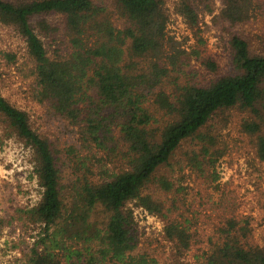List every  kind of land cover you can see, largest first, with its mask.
I'll list each match as a JSON object with an SVG mask.
<instances>
[{
    "label": "trees",
    "instance_id": "trees-1",
    "mask_svg": "<svg viewBox=\"0 0 264 264\" xmlns=\"http://www.w3.org/2000/svg\"><path fill=\"white\" fill-rule=\"evenodd\" d=\"M113 1L111 19L94 0H0V22L23 36L32 59L31 100L46 113L38 124L0 88V141L12 137L28 148L41 189L28 214L48 233L49 242L34 245L25 264L131 263L137 244L131 203L162 217L171 264H182L190 252L201 264H264V243L254 239L248 218L214 221L192 210L189 185L157 175L185 142L196 140L185 166L219 194L206 197L221 211L217 218L230 211L216 171L224 154L213 132L220 125L215 120L226 122L232 110L244 114L241 128L255 137V156L264 164V54L253 53L243 30L256 18L253 0H221L218 12L216 0H173L171 10L166 0ZM171 11L190 28L211 15L229 36L231 71L220 72L208 59L214 76L187 78L195 74L186 69L185 50L165 54ZM52 17L59 26L48 22ZM95 213L105 219L101 228L90 221ZM94 227L95 250L67 248L71 229L82 234ZM136 264L148 262L141 256Z\"/></svg>",
    "mask_w": 264,
    "mask_h": 264
},
{
    "label": "rangeland",
    "instance_id": "rangeland-1",
    "mask_svg": "<svg viewBox=\"0 0 264 264\" xmlns=\"http://www.w3.org/2000/svg\"><path fill=\"white\" fill-rule=\"evenodd\" d=\"M166 1L171 10L173 0ZM94 2L105 7L106 15L111 19L117 14L113 0H94ZM253 2V13L256 18L247 23L243 30L246 32L253 53L264 54V0H253ZM221 6V0H216L215 11L218 12ZM200 18L199 26L190 28L181 16L171 11L166 30L167 38L170 40L165 47V54L172 55L177 54V50H185L186 55H183L191 61V65L186 69H193L195 74L192 77L190 74L187 78L204 81L214 76V73L205 66V61L212 59L218 64L220 72L228 73L232 69V58L226 31L214 25L211 15ZM48 22L53 27L60 24L56 17L49 18ZM46 43L49 44L50 40L47 39ZM0 51L3 52L0 55V88L3 95L12 103L29 111L38 124L46 122L45 111L31 100L27 74L32 66V59L28 54L25 39L13 27L2 22H0ZM5 53L14 54L16 57L9 61ZM243 117L244 114L232 110L226 122L218 118L215 120V122L219 121L220 125L213 133L217 136L218 148L224 154L216 164V171L220 176L219 183L222 186L220 188L228 194L229 201L232 202L231 210L222 217L217 218L221 211H217L215 207L213 210V199L206 198L212 196L218 198L219 194H216L212 188L202 185L194 172L186 167L187 165L185 166V154L195 147L196 140L185 142L172 159V165L162 166L157 175L176 176L184 185H189L192 196L188 197V203L191 204L192 210L207 212L205 216H211L214 221L222 223L225 221L224 218L234 215L239 219L248 218L254 229V239L263 244L264 164L255 156V137L245 133L241 128ZM178 161L181 164H178ZM32 169L30 152L22 142L12 137L0 141V264H25L34 245L38 244L44 248L45 243L49 242L45 226L28 214L39 200L41 193ZM150 192L159 194L163 199L167 196L160 194L155 188ZM68 196L66 202L72 205L74 196L72 197L71 194ZM130 206L134 210L137 240L135 248L129 253L132 257L130 262L136 264L138 257L144 256L148 264H171L172 248L163 237L162 217L149 214L135 203H131ZM74 217L76 218V215ZM104 220L100 213H95L90 218L92 223L98 224V228L103 226ZM202 220L205 221V218ZM74 221L78 219L72 220V223ZM79 224L81 223L78 221L76 228L81 227ZM95 229L96 227L91 233L85 231L82 234L71 229L72 232L68 234L73 238L65 239L67 248L82 250L91 246L95 250L96 245L100 243L98 238H91L96 234ZM82 251L86 253L85 250ZM60 253L62 254L61 251ZM181 262L201 264L194 252L188 253ZM107 264L119 263L110 260Z\"/></svg>",
    "mask_w": 264,
    "mask_h": 264
}]
</instances>
